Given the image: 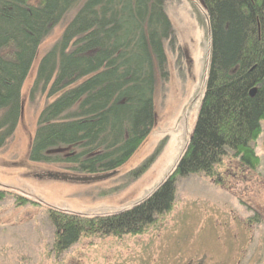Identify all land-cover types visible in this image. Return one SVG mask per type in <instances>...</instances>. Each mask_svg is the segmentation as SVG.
I'll return each mask as SVG.
<instances>
[{
  "label": "trees",
  "instance_id": "trees-1",
  "mask_svg": "<svg viewBox=\"0 0 264 264\" xmlns=\"http://www.w3.org/2000/svg\"><path fill=\"white\" fill-rule=\"evenodd\" d=\"M0 0V149L22 116V88L42 43L65 22L40 58L28 100L45 96L27 158L77 175L117 172L155 124L154 94L167 76L173 41L167 0ZM210 58L195 123L172 173L119 213L86 218L48 210L61 253L84 234L138 235L168 213L176 179L212 177L229 156L255 171L264 122V0H200ZM0 189V203L7 197ZM17 205L28 202L14 197Z\"/></svg>",
  "mask_w": 264,
  "mask_h": 264
},
{
  "label": "rangeland",
  "instance_id": "rangeland-1",
  "mask_svg": "<svg viewBox=\"0 0 264 264\" xmlns=\"http://www.w3.org/2000/svg\"><path fill=\"white\" fill-rule=\"evenodd\" d=\"M30 2L35 6L38 0ZM165 10L173 41L165 45L167 76L155 85V124L133 157L107 179L29 162L37 118L49 100L30 102L28 90L38 58L59 39L65 22L40 46L20 91L21 119L0 149V189L8 193L0 203V264H264V122L253 143L255 171L229 156L212 177L176 179L171 210L143 233L84 234L66 251H53L48 210L93 218L128 209L172 173L187 146L207 76L209 29L200 0H167ZM17 196L28 202L17 205Z\"/></svg>",
  "mask_w": 264,
  "mask_h": 264
},
{
  "label": "water",
  "instance_id": "water-1",
  "mask_svg": "<svg viewBox=\"0 0 264 264\" xmlns=\"http://www.w3.org/2000/svg\"><path fill=\"white\" fill-rule=\"evenodd\" d=\"M110 175H111V173H109V174L106 173V174L103 175V176L101 175L102 177H94V178H92V179H94V180L101 179V178H103V179L106 178V179H107V177L110 176ZM47 176L50 177V178H53V179H67V177H66L65 175H58V174H54V175H53V174H48ZM92 179H91V180H92Z\"/></svg>",
  "mask_w": 264,
  "mask_h": 264
}]
</instances>
